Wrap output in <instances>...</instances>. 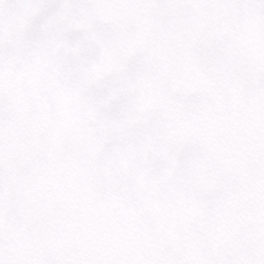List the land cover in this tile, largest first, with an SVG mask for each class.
Instances as JSON below:
<instances>
[{"label":"snow or ice","instance_id":"obj_1","mask_svg":"<svg viewBox=\"0 0 264 264\" xmlns=\"http://www.w3.org/2000/svg\"><path fill=\"white\" fill-rule=\"evenodd\" d=\"M0 264H264V0H0Z\"/></svg>","mask_w":264,"mask_h":264}]
</instances>
